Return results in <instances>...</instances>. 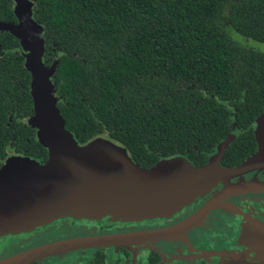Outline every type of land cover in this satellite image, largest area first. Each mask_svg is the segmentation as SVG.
I'll use <instances>...</instances> for the list:
<instances>
[{"label":"trees","instance_id":"obj_1","mask_svg":"<svg viewBox=\"0 0 264 264\" xmlns=\"http://www.w3.org/2000/svg\"><path fill=\"white\" fill-rule=\"evenodd\" d=\"M58 107L79 143L104 136L151 167L183 155L204 165L234 130L223 164L257 151L264 112V52L227 27L264 42V0H33ZM0 21L18 23L14 0ZM20 40L0 30V160L40 162L48 150L28 124L34 103Z\"/></svg>","mask_w":264,"mask_h":264},{"label":"water","instance_id":"obj_2","mask_svg":"<svg viewBox=\"0 0 264 264\" xmlns=\"http://www.w3.org/2000/svg\"><path fill=\"white\" fill-rule=\"evenodd\" d=\"M33 7V0H14L19 22L0 21V30H8L20 40V51L32 76L34 111L27 121L37 129L38 141L49 156L44 163L17 154L5 160L0 168V209H4L0 218L6 220L0 221V232L31 228L65 216H109L114 220L170 217L205 198L193 216L176 228L162 231L172 235L181 227L197 225L225 200L251 192L264 193V180L248 177L252 172L264 171V112L254 122L257 151L236 166L225 165L222 159L237 130L216 146L202 166L176 155L144 167L133 160L125 146L109 137L79 143L66 128L57 105L54 74L59 59L47 65L44 27L34 19ZM250 206L236 208L241 225L238 248L213 251L219 259L217 264H264V213ZM69 248L71 242L42 247L1 260L0 264H27L49 250Z\"/></svg>","mask_w":264,"mask_h":264},{"label":"flooded vegetation","instance_id":"obj_3","mask_svg":"<svg viewBox=\"0 0 264 264\" xmlns=\"http://www.w3.org/2000/svg\"><path fill=\"white\" fill-rule=\"evenodd\" d=\"M13 154L17 153H8L0 160V168ZM248 177L264 180V171L252 172ZM203 202L205 198L170 217L114 220L109 216L98 219L65 216L31 228L0 232V261L71 242L72 248L49 250L27 264H217L219 259L213 251L226 248L225 243L237 240L240 234L236 208L257 206L264 213V193L234 196L223 201L197 225L189 229L181 227L172 235L162 232L178 227L193 216ZM5 220L0 218V221ZM73 242L78 245L73 246ZM231 247L238 248L237 245ZM206 252L210 254L205 256Z\"/></svg>","mask_w":264,"mask_h":264},{"label":"rangeland","instance_id":"obj_4","mask_svg":"<svg viewBox=\"0 0 264 264\" xmlns=\"http://www.w3.org/2000/svg\"><path fill=\"white\" fill-rule=\"evenodd\" d=\"M227 31L235 41L241 43L242 45L247 46V47H251V48H255L257 50L264 52V42L254 40L251 38H246L241 33H239L235 28H233L231 26L227 27ZM255 172H260V171H255ZM233 245H236V240H234V241L228 240L225 243V246L227 249L235 250L236 248L231 247ZM226 248H224V249H226Z\"/></svg>","mask_w":264,"mask_h":264}]
</instances>
